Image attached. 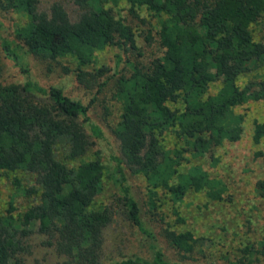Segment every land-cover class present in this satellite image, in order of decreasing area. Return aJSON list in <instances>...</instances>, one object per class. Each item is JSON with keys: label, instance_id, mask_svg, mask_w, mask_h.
<instances>
[{"label": "trees", "instance_id": "obj_1", "mask_svg": "<svg viewBox=\"0 0 264 264\" xmlns=\"http://www.w3.org/2000/svg\"><path fill=\"white\" fill-rule=\"evenodd\" d=\"M72 1L81 10L74 20L58 2L43 11L37 0H0V10L24 17L14 28L20 48L43 59L72 58L73 68L65 70L100 92L113 75L102 78L108 71L105 65L94 73L87 70L95 63V52L106 45L135 47V33L129 21L113 13L112 6L121 0ZM125 1L136 17L135 7L144 5L158 18L156 33L162 47V54L148 65H131L128 74L112 82L113 97L120 103L113 133L122 158L113 157L112 170L146 253L103 260L104 229L111 212L94 206L102 189L103 165L98 158L81 159L88 145L81 124L94 125L89 105L58 86L44 88L27 81V87L43 96L37 100L33 92L16 84L0 83V171L29 172L37 185L24 188L18 176L12 178L17 189L35 198L21 212L16 213L11 202L4 212L0 209V264H26L27 239L33 232L44 235V244L63 257L57 264H200L188 255L195 249L191 232L174 228L185 222L178 206L189 191L202 190L211 200L223 199L224 183L201 158L241 138L242 116L234 112L236 106L264 99V79L250 80L243 87L237 84L243 73L264 67V0ZM256 23L261 24V40H254L250 31ZM151 31L147 40L153 37ZM2 47L26 74L18 47L7 39H2ZM215 80L221 87L209 94V84ZM166 130H172L183 145L166 149L160 140ZM263 136L264 123L255 121L253 142L258 144ZM255 155L264 153L257 150ZM122 162L144 179L143 197L132 191ZM257 189L264 194V180L257 182ZM164 199L172 205L173 220L165 213ZM146 217L165 221L163 237L179 257L166 255ZM240 251L242 264H254L252 256L264 258V239L257 247L245 244Z\"/></svg>", "mask_w": 264, "mask_h": 264}, {"label": "rangeland", "instance_id": "obj_2", "mask_svg": "<svg viewBox=\"0 0 264 264\" xmlns=\"http://www.w3.org/2000/svg\"><path fill=\"white\" fill-rule=\"evenodd\" d=\"M54 2L60 3L72 20L76 19L81 11L72 0H37V5L39 10L46 11ZM112 9L117 18L125 19L132 25L135 47L122 43L106 45L95 52V63L87 70L94 73L97 66L105 65L108 71L102 78L113 75L100 92H97L96 85L85 86L76 80L73 72L65 70L67 66L73 68L72 58L43 59L20 48L14 37V28L23 22L24 17L14 11L0 10V20L3 22L0 30V83L16 84L25 92H33L37 100H41L43 96L35 92L32 87H27V81L44 88L58 86L66 95L89 105V116L94 125L81 124L88 139L86 152L81 159L98 158L103 165L102 189L95 198L94 206L107 207L111 212V220L104 229V261L146 253L142 237L128 219L120 199L122 194L120 186L112 170L113 157L122 159L118 140L113 133L120 112V103L113 97L112 82L117 76L128 74L131 65L146 66L153 58L162 54L156 33L158 18L148 8L144 5L136 6L135 14L138 18L130 11L125 0L113 5ZM139 18L143 19V22ZM149 28L152 29L153 34L151 40L146 39ZM250 31L254 40L262 39L260 23L252 24ZM2 39H7L18 47L25 62L26 74L22 73L14 61L5 54ZM119 57L121 60L118 64ZM259 79H264V67L243 73L238 77L237 84L243 87L250 80ZM220 87L221 81L215 80L209 84L208 93L215 94ZM233 110L242 116L241 138L233 143H224L216 147L211 152L212 155L207 154L201 158L204 167L224 183L226 190L223 199L211 200L202 190L189 191L178 206L185 222L174 228L178 232H191L195 239V249L188 255L191 261L200 264H242L241 248L245 244H254L257 247L264 239V194H260L257 189V182L264 180V156L255 155L257 150L264 153V136L258 144L252 140L253 123L255 121L264 123V99L250 100ZM95 126L99 128L98 133ZM160 140L166 149L183 145L182 139L177 138L172 130L163 132ZM58 154L62 155L61 144ZM185 155L193 160L188 152ZM212 156L217 158V161L212 159ZM122 164L132 191L138 198L143 197L144 179L124 162ZM14 176L20 178L24 188L37 187L34 176L29 172L0 171V209L3 212L10 202L16 208V213L23 211L34 202L35 195L27 196L14 186L12 183ZM160 196L164 197L162 194ZM164 201L165 213L173 220L170 213L172 205L170 202L167 203L166 199ZM146 218L158 233L166 255L173 259L179 257V251L163 237L165 221ZM168 219L169 217L166 218ZM45 239V236L38 232H33L28 237L30 251L24 256L26 264H57L63 259L56 254L53 247L44 244ZM252 257L255 259L254 264H264L263 257L258 258L256 255Z\"/></svg>", "mask_w": 264, "mask_h": 264}]
</instances>
